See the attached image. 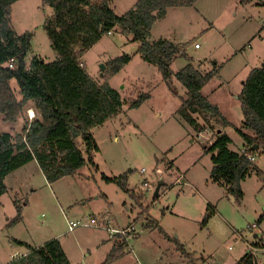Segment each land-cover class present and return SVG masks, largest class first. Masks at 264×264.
<instances>
[{
  "label": "rangeland",
  "instance_id": "1",
  "mask_svg": "<svg viewBox=\"0 0 264 264\" xmlns=\"http://www.w3.org/2000/svg\"><path fill=\"white\" fill-rule=\"evenodd\" d=\"M136 2L109 0L118 14ZM52 14V7L43 0H16L12 5L15 32L34 34L28 63L36 56L49 62L57 59L44 28ZM161 38L179 44L186 52L174 59L175 72L189 61L201 72L219 68L202 91L232 123L224 132L233 139L229 147L238 152L243 142L236 131L243 123L239 98L243 82L253 68L264 63V0H197L192 6L170 7L149 36L151 42ZM132 39L129 33L113 30L81 57L93 79L109 82L124 103L117 114L93 128L100 147L95 163L87 161L79 173L50 184L39 168H32L36 171L32 172L33 183L18 192L25 219L11 230L4 224L7 216L12 218L16 213L15 196L7 191L1 197L0 264H9L27 250L16 237L34 246L58 238L74 264H102L116 242L123 243L124 254L115 264H186L190 260L235 264L250 246L264 244V220L259 222L264 213V180L252 169L242 181L244 197L236 200L227 186L212 179L213 153L204 145L212 144L223 127L215 119L206 123L194 111L199 128L184 119L178 109L185 86L174 77L178 95L174 94L158 67L135 50L138 43ZM196 43L200 46L195 47ZM124 53H131L132 60L109 76V61ZM11 85L20 98L17 80L12 79ZM140 91L150 92L151 97L131 108L130 101ZM25 121L24 113L13 121L0 114V130L22 134ZM77 142L85 152L82 138ZM257 162L264 171V151L257 152ZM123 174L128 191L105 178ZM159 183L162 186L155 195ZM141 212L158 220L162 229L147 227L146 219L138 217ZM208 213L211 217L203 225ZM92 216L102 226L69 230L68 221H90ZM107 226L125 232L111 236ZM177 241L191 252L188 257ZM262 248L257 254L263 264Z\"/></svg>",
  "mask_w": 264,
  "mask_h": 264
},
{
  "label": "trees",
  "instance_id": "2",
  "mask_svg": "<svg viewBox=\"0 0 264 264\" xmlns=\"http://www.w3.org/2000/svg\"><path fill=\"white\" fill-rule=\"evenodd\" d=\"M16 0H0V114L5 120H16L24 107L31 102L40 114L31 122H26L22 134L13 135L0 130V196L7 192L6 177L9 173L36 159L49 183L65 176L79 173L87 161L95 163V153L100 150L93 128L117 114L124 100L121 93L109 82L98 83L88 73L81 57L99 39L113 30H120L133 36L138 43L137 52L142 59L158 67L163 79L178 95L173 80L176 77L186 88L185 96H180L179 114L199 128L192 111L201 115L204 121L215 119L226 128L232 123L203 93V88L219 71L218 67L201 72L192 61L175 72L172 63L179 55H186L177 43L161 38L151 42L149 36L154 24L164 17L168 8L192 6L197 0H137L124 14H118L109 0H43L53 9V14L45 20L44 28L51 45L57 52V59L49 62L42 57H34L30 63L26 56L33 45V32L17 34L11 26L12 5ZM256 0H240L249 3ZM259 1V0H258ZM133 58L124 53L109 61V76L119 72ZM10 63L13 66H10ZM16 79L21 98H18L11 80ZM151 97L150 92L140 91L130 101L136 108ZM243 123L236 131L247 147L246 152L234 151L229 145L232 138L218 130L217 138L204 148L211 151L214 181L228 187L236 200L244 197L242 181L252 169L264 180V171L248 157L264 151V66L253 68L239 96ZM219 127L218 129H220ZM202 130L204 128H201ZM81 137L85 152L78 145ZM257 149H253L254 145ZM126 175L105 178L117 182L122 189L129 190ZM16 214L6 227H13L23 219L24 204L18 196L14 199ZM27 204V201H25ZM214 211V209H212ZM146 214H149L148 210ZM146 219L147 227H160L158 220L151 216ZM211 213L206 214L203 225H207ZM264 220V213L259 222ZM25 245L27 251L9 264H73L58 238L40 246ZM186 257L191 253L184 244L177 241ZM256 247L264 244L256 242ZM124 254L123 243L116 242L111 253L102 264H113ZM255 253L249 249L235 264H255ZM186 264H197L195 261Z\"/></svg>",
  "mask_w": 264,
  "mask_h": 264
},
{
  "label": "crops",
  "instance_id": "3",
  "mask_svg": "<svg viewBox=\"0 0 264 264\" xmlns=\"http://www.w3.org/2000/svg\"><path fill=\"white\" fill-rule=\"evenodd\" d=\"M21 98V97H20ZM220 108V107H219ZM222 112V111H221ZM23 113L25 114V117H26V121H32L31 119H30V114H34V116L33 117H40V114H39V112L37 111V109L35 108V106L31 103V102H28L27 104H26V107H25V110L23 111ZM223 113V112H222ZM18 118V117H17ZM26 121L25 122H23V127H25L26 126ZM221 130L222 131H224L225 130V128H221ZM233 140V139H232ZM244 147V141L242 142V147L240 148V150L239 151H241V149ZM254 163L260 168L261 167V164H260V162L258 163L257 162V153H256V159H255V161H254ZM34 165V166H31V165ZM32 168H34V170H37V168H39V170L41 171V173H43V171H42V169H41V167H40V165H39V163H38V161L36 160V159H34V160H32V161H30V162H28V163H26L25 165H23V166H21V167H19V168H17L16 170H14V171H12L11 173H9L8 175H7V177H6V179H5V181H6V184H7V186H8V192H12V195L13 196H18L19 197V190L20 191H22V192H24L25 191V189H26V186L28 185V184H31V183H33V175H32V172H36V171H33V169ZM44 174V173H43ZM182 181V180H181ZM50 184V183H49ZM5 194V193H4ZM3 194V195H4ZM2 195V196H3ZM2 196H0V199H1V197ZM20 199V198H19ZM25 208V207H24ZM24 210V209H23ZM16 214V213H15ZM14 214V215H15ZM13 215V216H14ZM11 219V217H9V216H7L6 217V221H5V224H4V226H5V228H7L6 227V224L8 223V221ZM25 218L23 217V219L22 220H24ZM21 220V221H22ZM19 223V222H18ZM17 223V224H18ZM16 224V225H17ZM16 225H14L13 227H9V228H7V230H11V229H13ZM17 238V240L18 241H21V242H25V241H23L22 239H19V237H16ZM28 242V241H27ZM27 244H29V243H27ZM31 245V244H30ZM33 245V244H32ZM40 245H42V243H40L39 245L37 244V245H35V246H40ZM34 246V245H33ZM27 251V250H26ZM26 251L24 252V254L26 253ZM66 251V250H65ZM67 253V255H68V257H70V255H69V253L68 252H66ZM14 255L13 254H11V257H13ZM71 258V257H70ZM120 258H122V257H120ZM120 258L117 260V261H119L120 260ZM70 261H71V259H70ZM117 261H115L113 264H115ZM72 262V261H71ZM74 264V263H73Z\"/></svg>",
  "mask_w": 264,
  "mask_h": 264
},
{
  "label": "built area",
  "instance_id": "4",
  "mask_svg": "<svg viewBox=\"0 0 264 264\" xmlns=\"http://www.w3.org/2000/svg\"><path fill=\"white\" fill-rule=\"evenodd\" d=\"M200 44L199 43H196L195 44V47H199ZM10 66H13L12 63H10ZM31 117L34 116V114H30ZM247 151V147H243L241 149V152H246ZM248 157L251 161H255L256 159V155L255 154H248ZM68 225H69V230H74L76 227L78 226H95V227H100L102 226L100 223H99V220L96 216H92L90 217V221H76V220H70L68 221ZM256 225V224H255ZM251 225H248V227H250ZM103 227L106 228V226L103 225ZM133 227L130 226L129 229L131 230ZM107 230L110 231V234L111 236H115V234H117L118 232H121L122 230L121 229H118V228H114V227H110V226H107ZM122 232H125L122 231ZM254 253H255V256H256V260L258 261L259 264H262L259 262V259H258V254H257V251L258 250H262L263 248L262 247H256L255 245L253 246H250V248ZM264 264V263H263Z\"/></svg>",
  "mask_w": 264,
  "mask_h": 264
},
{
  "label": "water",
  "instance_id": "5",
  "mask_svg": "<svg viewBox=\"0 0 264 264\" xmlns=\"http://www.w3.org/2000/svg\"><path fill=\"white\" fill-rule=\"evenodd\" d=\"M135 50H137V48H135ZM262 66H264V63H263ZM102 67L105 68V65H103ZM252 148L253 149H257L258 148V145L255 144ZM161 186H162V183H159L157 185L156 190H155V195H158L159 194V190H160ZM255 264H259L257 260H256Z\"/></svg>",
  "mask_w": 264,
  "mask_h": 264
}]
</instances>
